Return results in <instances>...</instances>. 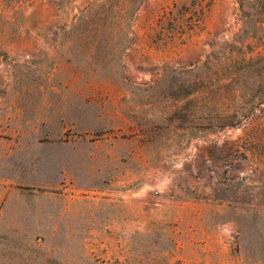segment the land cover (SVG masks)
I'll list each match as a JSON object with an SVG mask.
<instances>
[{
	"label": "rangeland",
	"instance_id": "374dc122",
	"mask_svg": "<svg viewBox=\"0 0 264 264\" xmlns=\"http://www.w3.org/2000/svg\"><path fill=\"white\" fill-rule=\"evenodd\" d=\"M0 264H264V0H0Z\"/></svg>",
	"mask_w": 264,
	"mask_h": 264
},
{
	"label": "trees",
	"instance_id": "16d2710c",
	"mask_svg": "<svg viewBox=\"0 0 264 264\" xmlns=\"http://www.w3.org/2000/svg\"><path fill=\"white\" fill-rule=\"evenodd\" d=\"M240 5H241V3H240Z\"/></svg>",
	"mask_w": 264,
	"mask_h": 264
}]
</instances>
